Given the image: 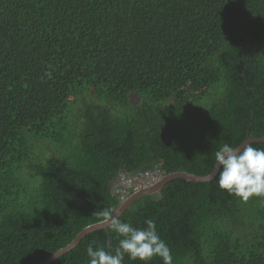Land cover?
<instances>
[{"label": "trees", "instance_id": "trees-1", "mask_svg": "<svg viewBox=\"0 0 264 264\" xmlns=\"http://www.w3.org/2000/svg\"><path fill=\"white\" fill-rule=\"evenodd\" d=\"M263 137L264 0H0V264L103 221L121 172L205 176L223 144ZM217 180H170L119 218L153 220L173 264H264V197ZM120 238L95 230L51 264Z\"/></svg>", "mask_w": 264, "mask_h": 264}, {"label": "clouds", "instance_id": "clouds-1", "mask_svg": "<svg viewBox=\"0 0 264 264\" xmlns=\"http://www.w3.org/2000/svg\"><path fill=\"white\" fill-rule=\"evenodd\" d=\"M214 173L215 178L218 177L219 188L244 201L252 196L264 197V149L254 148L247 141L239 147L225 143L215 152V166L209 178L213 179ZM161 177L162 175L158 180ZM133 192L130 191L127 198ZM114 194L118 196L115 192ZM119 202L121 204L123 201ZM103 217L109 230L121 238L114 251L105 250L103 247L94 249L89 245L88 264H123L125 255L130 260L138 259L144 264H149L154 257H160L164 264H173L171 249L157 232V225L153 220L145 222L146 228H135L130 223L122 222L119 216L110 210H103Z\"/></svg>", "mask_w": 264, "mask_h": 264}, {"label": "water", "instance_id": "water-1", "mask_svg": "<svg viewBox=\"0 0 264 264\" xmlns=\"http://www.w3.org/2000/svg\"><path fill=\"white\" fill-rule=\"evenodd\" d=\"M245 141H247L249 143L258 142V141H264V137L263 138H248ZM212 172H213V170L211 171V173H209L208 175H205V176L196 175V174H192V173H188V172H184V171L164 174V175H162V177L155 184L148 185V186H142V187L138 188L136 191H134L125 201H123L117 208H115L113 210V213L120 217L126 210H128L131 207V205L136 200L140 199L141 197L146 196V195L155 194V193L160 194V192H161L160 189L163 188L164 185L167 182H169L170 180H173V179H176V178H182V179H187V180H190V181L206 182V181L212 180L211 178H209L211 176ZM215 175L216 174L214 173L212 178H214ZM106 227H107V224L105 223L104 220L87 226L80 233H78V235L74 238V240L70 244H68L67 246L63 247L62 249H60L56 253L52 254L49 258H47L46 260H44L43 262H41L39 264H51L57 258H59L60 256L66 254V253H68L70 250L75 248L78 245V243L87 234H89V233H91V232H93L95 230L103 229V228H106Z\"/></svg>", "mask_w": 264, "mask_h": 264}, {"label": "rangeland", "instance_id": "rangeland-1", "mask_svg": "<svg viewBox=\"0 0 264 264\" xmlns=\"http://www.w3.org/2000/svg\"><path fill=\"white\" fill-rule=\"evenodd\" d=\"M130 98V101L131 103H136V102H139L140 101V98L137 94H131L129 96ZM158 168H155V169H146L144 170L145 172L143 173H136L134 176H142V177H139L137 179L133 178L132 179V186L127 188V190L130 192V191H133V190H137L138 188H140L141 186H143V184H150L151 182H153L155 179L159 178V172L157 170ZM157 182V181H156ZM155 182V183H156ZM154 183V184H155ZM116 184V183H115ZM153 185V184H152ZM115 186V185H114ZM113 186V187H114ZM147 186V185H145ZM112 187V188H113ZM115 189V188H114Z\"/></svg>", "mask_w": 264, "mask_h": 264}, {"label": "built area", "instance_id": "built-area-1", "mask_svg": "<svg viewBox=\"0 0 264 264\" xmlns=\"http://www.w3.org/2000/svg\"><path fill=\"white\" fill-rule=\"evenodd\" d=\"M139 177H142V176H130L129 174H127L125 172H122L119 174L118 181L112 189H113V192L118 194V198L120 201H124L127 198V196L129 195V191L127 190V188L132 186V179L133 178L137 179ZM157 180H158V178L155 179L153 182H155ZM153 182H151V183H153Z\"/></svg>", "mask_w": 264, "mask_h": 264}]
</instances>
